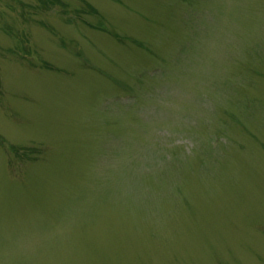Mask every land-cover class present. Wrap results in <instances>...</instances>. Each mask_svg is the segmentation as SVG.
Segmentation results:
<instances>
[{"label":"rangeland","instance_id":"1","mask_svg":"<svg viewBox=\"0 0 264 264\" xmlns=\"http://www.w3.org/2000/svg\"><path fill=\"white\" fill-rule=\"evenodd\" d=\"M0 264H264V0H0Z\"/></svg>","mask_w":264,"mask_h":264}]
</instances>
